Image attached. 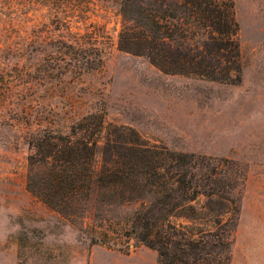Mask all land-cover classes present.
Here are the masks:
<instances>
[{
    "label": "rangeland",
    "instance_id": "1",
    "mask_svg": "<svg viewBox=\"0 0 264 264\" xmlns=\"http://www.w3.org/2000/svg\"><path fill=\"white\" fill-rule=\"evenodd\" d=\"M232 1L240 72L217 80L120 49L136 16L123 0H0V264H164L95 203L73 220L26 187L33 134L67 133L87 112L220 163L240 201L230 264H264V0Z\"/></svg>",
    "mask_w": 264,
    "mask_h": 264
},
{
    "label": "trees",
    "instance_id": "2",
    "mask_svg": "<svg viewBox=\"0 0 264 264\" xmlns=\"http://www.w3.org/2000/svg\"><path fill=\"white\" fill-rule=\"evenodd\" d=\"M126 4L136 16H124L120 49L165 72L217 80L240 72L232 0H123L121 8ZM31 147L26 187L63 215L83 219L95 203L94 215L109 225L115 218L105 212L115 215L126 237L155 249L164 264H230L240 201L236 177L214 158L151 144L97 112L80 116L67 133L35 132Z\"/></svg>",
    "mask_w": 264,
    "mask_h": 264
}]
</instances>
